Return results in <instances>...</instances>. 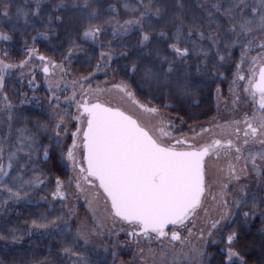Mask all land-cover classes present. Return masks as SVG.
Instances as JSON below:
<instances>
[{"label": "snow or ice", "instance_id": "obj_1", "mask_svg": "<svg viewBox=\"0 0 264 264\" xmlns=\"http://www.w3.org/2000/svg\"><path fill=\"white\" fill-rule=\"evenodd\" d=\"M42 2L32 12L41 19ZM123 7L132 15L122 23L115 6L93 23L100 18L92 8L84 44L72 39L59 58L35 46L38 36L49 39L52 15L31 45L24 40L23 58L0 49V211L32 203L33 194L48 205L28 229L0 224V240L44 230L58 239L60 264H108L93 258L101 250L116 264L120 248L135 250L133 264H211L208 248L217 244L224 245L218 264H246L238 228L257 212L264 220V0ZM11 8L0 0V17L11 19ZM15 15L29 23L24 8ZM106 24L119 43L101 39ZM134 32L135 42L126 40ZM12 39L0 31V42ZM101 71L112 76L93 87ZM225 80L230 99L217 84L216 107L223 101L228 116L190 123L200 120L190 111L200 106L194 97Z\"/></svg>", "mask_w": 264, "mask_h": 264}, {"label": "rangeland", "instance_id": "obj_2", "mask_svg": "<svg viewBox=\"0 0 264 264\" xmlns=\"http://www.w3.org/2000/svg\"><path fill=\"white\" fill-rule=\"evenodd\" d=\"M11 2H12V8L10 10V15L12 18L7 19L0 17V31L11 35L13 39L10 42H0V49H7L11 53L13 60L23 58L25 39H27L29 45H31L32 36H37L38 31L44 32L47 30L45 26L47 24V17L49 15L53 16V21H52L53 30H49V39H44L38 36L35 42V46L40 50L41 53H44L46 55H56L57 58H59L60 51H64L68 48L69 42L72 39H80V43L84 44V41L81 38V34L83 29L88 26L87 16L89 12L92 10V8H95L97 10V14L100 18L99 20H94L93 23H102L106 17L110 15H114L110 11V6H115V8L117 9L121 23L123 22V20L128 19L132 15V13L126 11L123 7L125 0H89V4L91 5V8L89 9L84 8V0H64V3L62 5L60 4V0H43L41 4V10H42L41 16L43 17V19L32 15V12L35 9V0H11ZM128 2L130 4H136L138 3V0H128ZM157 2L163 3L166 2V0H157ZM57 5H60V7L56 8ZM17 6L22 7L29 12V15L27 17L29 21L28 24L24 23L23 17H17L15 15ZM56 16H60L62 19L58 21L55 19ZM13 26H15V30H13ZM111 27L112 25H108V24L104 25V28L107 29L108 31L107 34L101 37V39L105 42L112 40L113 44L119 43V41L113 40L110 32ZM137 35L138 33L134 32L130 37L126 38V40L134 43ZM84 46L88 47V45H84ZM96 53L98 55L99 48L96 49ZM84 59L85 57L83 56V53H81L79 59L74 61L73 67L78 71H83L82 62L84 61ZM95 63L96 61H92L93 65H95ZM121 63H123V61H121ZM116 66L117 65L114 62L113 67ZM37 72H38L37 82L40 84V88L36 91V95L43 97L46 94L45 85L43 83V73L39 69H37ZM111 76H112L111 72H109L107 75H105L103 71L97 73L96 78L93 82V87H96L97 84H99L101 87H104L105 81L109 80ZM120 78L122 77L119 74H117L116 79L118 80ZM209 84H210L209 87H205L203 91V95L194 97V99H198L200 103H207L206 105L207 108L203 109L202 114H197V116L200 117V120L190 121V123H194L197 126L200 123H206L212 116H216V115H220L224 117L228 116V111L226 110L223 101H220L219 113H217V107H216L217 96H216L215 88L216 85L219 84V87L222 89L224 99L229 100L230 99L228 95L229 81L228 80H225L223 82L210 81ZM17 87H20V85H17ZM23 89L29 92V97L32 96V92L28 89L26 83L23 85ZM208 105L210 106L209 108ZM25 109L31 112L39 111V109L35 108L32 105H25ZM190 111L194 112L192 109ZM182 127H184V134L191 135L190 133L187 132V125H183ZM177 136L182 137V134L177 132ZM44 142L47 143L46 140ZM53 154L55 155V150H53ZM47 167H50V164L47 165ZM52 178L54 180V174ZM44 194L45 193L43 192L40 193V195H44ZM29 199H31L33 202L25 203L22 201L17 206H10L6 215L4 214L3 211H0V224H3L5 221H7V223H10L11 217L15 215V211H17V209L21 206H27L28 210L33 209V213H32L33 219L38 218L41 215V213L46 212L48 210V205L43 201H41L39 204L36 203L39 197L36 196L35 194L29 197ZM57 211H59L58 204H57ZM79 214L80 216L86 215V206L84 205V201L82 199L79 202ZM255 217L259 218L260 221L263 223L260 229L258 230V232L264 235V220L260 218L259 212H257ZM30 222L31 221L22 224L21 228L23 229L30 228L31 226ZM249 224L250 221L246 225L241 223L240 227L238 228V232L240 233L242 231L247 230L250 226ZM32 231H34L36 234L39 233L44 238L51 237L48 236L44 232V230L32 229ZM53 238L56 239V244L52 253L53 257L52 258L50 257L51 259H49V257L48 259L45 258V260L43 261L38 258L37 261H39V264H60L63 254L59 251L60 245L58 243V239L55 237ZM0 241H4V240H0ZM7 241L13 243L10 239ZM221 245L222 247H224L223 244H217V245H209V248L214 246H221ZM134 254H135L134 249L120 248L118 250V259L116 260V264H133L132 257L134 256ZM105 257L107 258L108 264H112V256L103 253L102 250L99 253L93 254L94 259L104 260ZM63 264H68V261L64 260Z\"/></svg>", "mask_w": 264, "mask_h": 264}, {"label": "trees", "instance_id": "obj_3", "mask_svg": "<svg viewBox=\"0 0 264 264\" xmlns=\"http://www.w3.org/2000/svg\"><path fill=\"white\" fill-rule=\"evenodd\" d=\"M32 213L33 209L28 210L27 206H21L15 211L8 224L21 228L25 221L29 222L33 219ZM262 224L260 219L255 217L250 220L249 228L239 233L240 239L236 250L244 257L246 264H264V235L258 232ZM55 244L56 239L52 236L44 238L34 231L20 242L0 241V264H39L38 258L43 261L45 258L53 257ZM221 249H223L222 245L208 249L212 257L211 264H218L221 259L219 255Z\"/></svg>", "mask_w": 264, "mask_h": 264}, {"label": "flooded vegetation", "instance_id": "obj_4", "mask_svg": "<svg viewBox=\"0 0 264 264\" xmlns=\"http://www.w3.org/2000/svg\"><path fill=\"white\" fill-rule=\"evenodd\" d=\"M207 103H200V106L199 107H194L192 108V110L194 111V113L197 115V114H202V111L203 109L207 108ZM210 106L208 105V108ZM202 118V117H201Z\"/></svg>", "mask_w": 264, "mask_h": 264}]
</instances>
